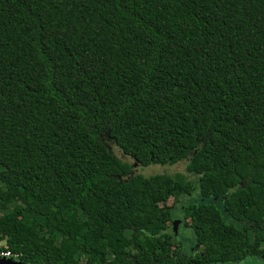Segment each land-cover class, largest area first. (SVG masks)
Returning <instances> with one entry per match:
<instances>
[{
  "label": "trees",
  "instance_id": "16d2710c",
  "mask_svg": "<svg viewBox=\"0 0 264 264\" xmlns=\"http://www.w3.org/2000/svg\"><path fill=\"white\" fill-rule=\"evenodd\" d=\"M195 187L186 249L166 201ZM0 250L264 262V0H0Z\"/></svg>",
  "mask_w": 264,
  "mask_h": 264
},
{
  "label": "rangeland",
  "instance_id": "374dc122",
  "mask_svg": "<svg viewBox=\"0 0 264 264\" xmlns=\"http://www.w3.org/2000/svg\"><path fill=\"white\" fill-rule=\"evenodd\" d=\"M107 144L110 151L117 158H119L121 161L127 162L131 166L130 171L133 174H139L143 177H148L150 175H172L174 173H183L185 176H187L185 177L186 179H193L192 175L185 173L184 171L185 164L188 161V156L184 157L183 159L179 160L174 164H148L145 166H140L136 164L129 156L121 154V152H119L117 148H114L110 142H107ZM197 194V189L195 187L189 195L179 196V201H177V199L175 198H169L166 201V205L172 207V218L174 221H176L175 232H177V236L175 237V239H177L181 246L186 249H189L193 244V234L191 228L188 225L183 224L182 222L183 215L181 212L180 203L182 202V204H186L191 202H198L199 197ZM170 229H172L173 231L172 225L168 228L169 232ZM249 264H264V262H258L253 260L249 262Z\"/></svg>",
  "mask_w": 264,
  "mask_h": 264
},
{
  "label": "built area",
  "instance_id": "2783aa9c",
  "mask_svg": "<svg viewBox=\"0 0 264 264\" xmlns=\"http://www.w3.org/2000/svg\"><path fill=\"white\" fill-rule=\"evenodd\" d=\"M18 257L19 255L17 253H12L8 250H0V258L18 261Z\"/></svg>",
  "mask_w": 264,
  "mask_h": 264
},
{
  "label": "water",
  "instance_id": "95a60500",
  "mask_svg": "<svg viewBox=\"0 0 264 264\" xmlns=\"http://www.w3.org/2000/svg\"><path fill=\"white\" fill-rule=\"evenodd\" d=\"M171 225L173 226V232L175 233L176 221H172ZM0 264H21L20 262H14L9 259L0 258Z\"/></svg>",
  "mask_w": 264,
  "mask_h": 264
},
{
  "label": "crops",
  "instance_id": "0c3cea01",
  "mask_svg": "<svg viewBox=\"0 0 264 264\" xmlns=\"http://www.w3.org/2000/svg\"><path fill=\"white\" fill-rule=\"evenodd\" d=\"M14 262H18V261H14Z\"/></svg>",
  "mask_w": 264,
  "mask_h": 264
}]
</instances>
